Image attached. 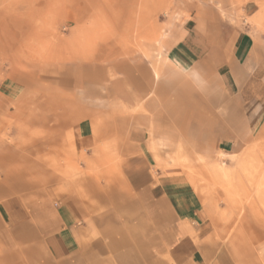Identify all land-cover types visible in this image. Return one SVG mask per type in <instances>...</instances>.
I'll use <instances>...</instances> for the list:
<instances>
[{
	"label": "rangeland",
	"instance_id": "obj_1",
	"mask_svg": "<svg viewBox=\"0 0 264 264\" xmlns=\"http://www.w3.org/2000/svg\"><path fill=\"white\" fill-rule=\"evenodd\" d=\"M192 27L213 44L206 72L173 51ZM138 123L153 174L202 199L215 249L264 264V0H0V186L50 232L71 194L100 214L137 200L119 165ZM2 228L0 264H112L106 225L64 260Z\"/></svg>",
	"mask_w": 264,
	"mask_h": 264
},
{
	"label": "crops",
	"instance_id": "obj_2",
	"mask_svg": "<svg viewBox=\"0 0 264 264\" xmlns=\"http://www.w3.org/2000/svg\"><path fill=\"white\" fill-rule=\"evenodd\" d=\"M211 50L213 44L210 37L192 27L173 51L189 58V66L193 65L190 67L198 65L206 72V54ZM203 118L206 122V118ZM84 126L78 123L75 127L81 137V144L83 135L87 134L84 133ZM89 127L92 132L93 124ZM147 132L144 125L133 124L120 150L123 155L119 165L120 178L130 192L137 193V200L129 203L130 208H115L113 212L100 214L97 199H93L95 203L89 205L78 200L77 194H71L68 200L60 202L56 213L51 214L54 229L50 232L48 213H45L43 207L37 216L31 215L22 205L21 199L11 193L17 190L15 187L0 186V229L10 223L17 225L15 236L18 240L30 243L38 238L42 249L54 260L66 259L72 254L74 247L85 253L86 245L80 239L82 233L98 234L99 229L106 225L105 232L110 239L108 244L101 246V250L110 251L112 264H133V261L140 259L133 254L136 248H142L143 259L154 264L162 259L168 264H207L211 260L213 264H236L225 250L220 252L215 249L217 245L213 231L209 230L207 222L205 224L207 210L205 211L197 192L169 175L164 177L153 174L147 156ZM171 136L174 140H179L184 135L174 129ZM50 140L51 138L48 139V144ZM87 142L92 143L91 140ZM88 215H91L90 225L85 223L87 225L84 230L72 225L73 218L84 224ZM36 219L38 222H34ZM46 227L49 230L42 236V229ZM115 234L121 236L115 238ZM146 248H149V252H146Z\"/></svg>",
	"mask_w": 264,
	"mask_h": 264
}]
</instances>
